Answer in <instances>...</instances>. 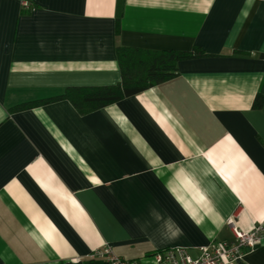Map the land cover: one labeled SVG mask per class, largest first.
<instances>
[{
    "label": "crops",
    "instance_id": "0c3cea01",
    "mask_svg": "<svg viewBox=\"0 0 264 264\" xmlns=\"http://www.w3.org/2000/svg\"><path fill=\"white\" fill-rule=\"evenodd\" d=\"M116 2L0 0V264L195 257L230 219L264 225V0H125L118 33ZM117 44L207 55L86 113L13 110L116 84ZM244 252L226 264H264V242Z\"/></svg>",
    "mask_w": 264,
    "mask_h": 264
},
{
    "label": "trees",
    "instance_id": "16d2710c",
    "mask_svg": "<svg viewBox=\"0 0 264 264\" xmlns=\"http://www.w3.org/2000/svg\"><path fill=\"white\" fill-rule=\"evenodd\" d=\"M124 2L125 0H117L116 2L115 29L117 33L120 30ZM115 54L121 76L120 81L116 84L66 87L56 96L21 103L16 105L13 110L31 108L37 104L67 99L77 111L86 113L172 78L178 73L177 63L179 60L207 55L200 46H194L189 50H148L120 44L116 45ZM261 56H264V53ZM262 103H264V96L256 94L252 103L253 108L260 107ZM99 262L100 260L93 257L58 264H98ZM103 263L106 264L105 261Z\"/></svg>",
    "mask_w": 264,
    "mask_h": 264
},
{
    "label": "built area",
    "instance_id": "2783aa9c",
    "mask_svg": "<svg viewBox=\"0 0 264 264\" xmlns=\"http://www.w3.org/2000/svg\"><path fill=\"white\" fill-rule=\"evenodd\" d=\"M24 8H29L23 2ZM229 225L233 234L232 240H221L203 247L198 256H191L182 246L157 249L138 259H125L114 254L109 246L96 251L92 257H99L106 264H226L239 262L246 249H251L264 242V225H254L248 231L240 230L230 219Z\"/></svg>",
    "mask_w": 264,
    "mask_h": 264
}]
</instances>
